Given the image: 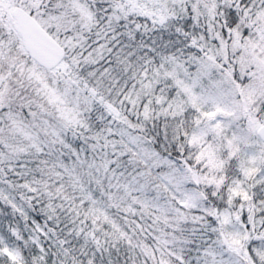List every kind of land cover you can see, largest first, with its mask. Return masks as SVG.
<instances>
[{
	"label": "snow or ice",
	"instance_id": "obj_1",
	"mask_svg": "<svg viewBox=\"0 0 264 264\" xmlns=\"http://www.w3.org/2000/svg\"><path fill=\"white\" fill-rule=\"evenodd\" d=\"M0 264H264V0H0Z\"/></svg>",
	"mask_w": 264,
	"mask_h": 264
}]
</instances>
